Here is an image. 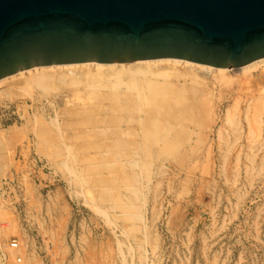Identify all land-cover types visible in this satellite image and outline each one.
Here are the masks:
<instances>
[{"label": "rangeland", "instance_id": "rangeland-1", "mask_svg": "<svg viewBox=\"0 0 264 264\" xmlns=\"http://www.w3.org/2000/svg\"><path fill=\"white\" fill-rule=\"evenodd\" d=\"M249 66L248 75H242L243 67L232 68L224 79L217 67L201 78L185 76L182 65L168 73L175 79L170 84L203 89L209 107L204 122L187 124L189 139L179 151L151 159L149 151L159 149L153 140L95 134L108 128L100 122L104 116L95 99L80 97L111 93L110 82L126 77L94 75L63 88L47 82L41 89L47 95L31 99L30 87L21 82L6 92L0 86V264H18L16 259L19 264H264L263 102L262 115L251 110L261 129L251 141L254 147L246 143L251 127L244 120L237 142L223 154L216 137L218 129L231 128L225 111L237 93L227 92L235 80L243 95L264 96V60ZM245 95L238 101L240 111ZM74 107L80 115L73 114ZM82 108L92 110L82 114ZM39 115L52 130L45 143L36 136ZM118 115L124 119L121 127H132L127 112ZM112 128L115 132L116 125ZM68 171H77L81 180Z\"/></svg>", "mask_w": 264, "mask_h": 264}, {"label": "water", "instance_id": "water-1", "mask_svg": "<svg viewBox=\"0 0 264 264\" xmlns=\"http://www.w3.org/2000/svg\"><path fill=\"white\" fill-rule=\"evenodd\" d=\"M264 57V0H0V79L34 66Z\"/></svg>", "mask_w": 264, "mask_h": 264}, {"label": "bare ground", "instance_id": "bare-ground-1", "mask_svg": "<svg viewBox=\"0 0 264 264\" xmlns=\"http://www.w3.org/2000/svg\"><path fill=\"white\" fill-rule=\"evenodd\" d=\"M259 60H264V57L252 60V61H250V62H248V63H246L240 67H237V68L243 67L242 75L244 74L246 76L250 73L249 72V69H250L249 64H251L255 61H259ZM178 65H180V66L182 65V67H180L179 71H181L185 76L197 74V76L199 75L200 78L202 77L200 75L201 73L203 75L204 74L210 75L209 72L212 71L214 68L211 65L194 63V62H190V61H187L184 59H179V58H157V59H151V60H136V61H132V62H121V63L120 62H108V63L84 62V63H74V64L34 66V67L27 68V69H22V70L14 73V74L3 77L2 79H0V86H4L5 89L4 88L3 89L6 92L7 89H9V90L11 89L9 87L13 83L19 85L20 83H16V82H21L22 83L21 85H25L26 87L27 86L30 87V90H28V92L29 91H31V92H29L30 95L28 97H30V99H31L34 97L36 98L38 95L40 96L42 93L43 94L47 93L46 91L44 92L43 90H41V89H45L44 87L47 85V82H49V85L52 83L53 85H55L58 88H63L66 85H68L71 81H74V82L83 81V79H85L86 77H92L94 75H101L102 77L104 76L107 78H111V77L123 78V77H126V79H124V80L123 79H120V80L115 79L116 81H114L113 84L110 82L109 86L113 85V88H114L112 90V92L110 90L111 93H108V94L100 93V94H98L97 92L89 91V92H83L89 96H82L81 95L80 97H82V98L88 97L91 99H95L97 109L101 110L100 115L104 116V118H102L100 120V122L103 125H106L108 128H106V130L104 132L101 130L100 131H94L95 134H102V133L105 135H109V134L115 135L116 134V135H119V138H124L125 136H132V137L140 138L141 140H145V142L147 140H153V142H155V144L159 145V149L157 150L158 151L157 153H152V151L154 149L152 151H149L147 156H150L148 158L151 159L152 156H154V158H159L162 155H164V156H168L171 154L173 155V154H175V152L179 151V149H181L183 147V144L185 142H187V139H189L188 138L189 136H187V135H190V129H188L187 124L192 123V122L195 123V122L200 121V120H202L204 122L203 119L206 116V114L203 115V111H205L206 108L209 107V106H207V104H209V103H207L205 106L203 104L202 99L205 97V95L203 94V89H201V88L196 89L195 87H197V86L190 88V87H188V85L187 86L183 85L180 82H177L176 84H170L169 80L175 81V79L168 78V75H169L168 73H172V71L177 70ZM217 68H218L217 70H219L218 72H220V75H219L220 78L224 79L227 76V75H225L226 71H228L229 69H232L234 67L230 66V67H217ZM183 74L180 73V75H183ZM207 75H205V76L207 77ZM164 76L167 77L168 80H162V79H164ZM183 77H182V79H183ZM246 78H248V77H246ZM87 79L88 78H86V81H88ZM97 79H99V78H97ZM193 79H190V80H193ZM198 80H199V82L202 83V79H201V81H200V79H197V81H195V82L198 83ZM183 81H186V80H183ZM188 81H189V78H188ZM237 81H239V80H235L233 83L234 88L231 87L227 90V92H233V95L235 94V92H237L233 98V102L231 103L233 105H231V107H229L230 106L229 105L228 106L229 108H227V110L224 109V110H226L225 111L226 119H227L226 121L228 123H230L229 125L231 126V128L229 130H227V129L222 130L220 128L217 131L216 137L219 138V140H221L219 150L222 154L225 153L226 150H230V148H232V146H233V143L240 137L241 125H242L243 120H244V122L246 121V123H249V125L251 127V128H248L247 137L245 138L248 140V141H246V143L248 142V147L252 148L255 146V145H252V143H254V142H251V141L253 140V137H257V135H259V134H256L258 132V130L260 129L259 126H258L259 128H257V124H259V122H257L256 125L253 124L254 123L253 119H252L253 116L251 117V114L253 111L256 112V110H257V112H259L261 110L260 108L262 107V104H264V101H261V100L264 99V96H262L263 94L262 95L260 94L261 95L260 97L255 98V97H253V94L249 95V93H248V95H249L248 96L247 92H246V95L244 94L245 95L244 100L246 102V106L244 108L245 111L243 110L244 111V113H243V111H240L238 108V106H239L238 101H240L241 97L244 96L242 94L243 93L242 90L244 89V87H243V89L240 88L241 87V85H239L240 82H237ZM98 82H99V80H98ZM107 82H109V80ZM255 82H254V84H255ZM100 83H102V82H100ZM100 83H99V85H100ZM262 83L260 82V84H262ZM90 85H87V86H90ZM226 86H224V87H226ZM229 86H230V84H229ZM96 87H97V85H96ZM258 87H261V85ZM34 88L36 89V91H34ZM37 88H39L40 90L38 91ZM107 89H108V87H107ZM4 90H2V92ZM262 90H264V89H262ZM262 90H261V92L263 93ZM32 91H34V92H32ZM250 91H251V89H250ZM250 91L248 90V92H250ZM256 91L258 93L259 89L255 90V92L254 91H252V92L256 93ZM106 92H108V91L106 90ZM13 94H14V91H13ZM77 94H79V93H77ZM24 95H22V96H24ZM46 95L47 94H45V96ZM16 96H17V92H16ZM3 100H4V98H3ZM260 102L261 103L263 102V103L261 104ZM199 103L201 105L202 104L203 105L198 107L197 105ZM255 103H257V104H255ZM110 104H113V105H111L109 107ZM108 107L110 108L111 111H109ZM258 107H260V108L258 109ZM87 108H88V106H87ZM253 108L255 110H253ZM71 109H72V111H75L73 114L80 115L79 110L77 108L74 107ZM91 110L92 109L88 110L86 108H82L81 113L85 114L86 112H89ZM237 110H239V113L237 112ZM251 110H252V112H251ZM262 110H263V108H262ZM123 112H127L128 115L130 116L129 121L132 123V125H131L132 127L123 128L120 126L121 121L124 119L118 118L117 115L119 113H123ZM254 112H253V114H254ZM260 114H261V111H260ZM260 114L258 113V115H260ZM262 114H264V113L262 112ZM109 115H111L110 118H108ZM249 115L251 118L249 117ZM118 116H120V115H118ZM255 117H257V116L255 115ZM249 118L251 119L250 122L248 120ZM257 118H255V119H257ZM208 119H210V118H208ZM35 120H37L36 123H38L37 126L39 129L38 132L36 133V136H38L39 142L45 143L48 140V136L52 135V130L48 128V123L41 116ZM258 120H261V117L258 118ZM84 123H86V122H84ZM86 124H88V123H86ZM113 125H116L115 132H114L113 128H112V131L110 130V128ZM135 125H137V126H135ZM84 126H86V125H84ZM59 127H60V125H59ZM73 127H74V125H73ZM81 128H83V127H81ZM25 129H26V127H25ZM52 129H54V128H52ZM61 129H63V128H61ZM92 130H99V129L93 128ZM86 131H88V130L86 129ZM260 131H261V129H260ZM255 134H256V136H254ZM59 135H60V133H59ZM44 138H46V139L43 140ZM3 141H4V139H3ZM254 141H256V140H254ZM193 143H191V144H193ZM145 146H147V148L151 147V143H149V145H145ZM222 146H224L226 148L224 149ZM43 148H47V146H44ZM127 148H129V147H127ZM196 149H197V147H196ZM198 150H199V148H198ZM204 150H205V148H204ZM200 151H202V150L200 149ZM200 151H199V153H201ZM206 153H208V152H206ZM22 163H24V162H22ZM139 163H140V165H144L146 163V161H144V159H143V160L139 161ZM12 164H14V163L12 162ZM24 166H26V164ZM4 168H3V170H4ZM67 170H69V169H67ZM69 173H74L77 176L75 178L81 180L80 176L77 174V171H74V172L68 171V174ZM24 176H25V174H24ZM23 178H25V177H23ZM19 179H21V178H19ZM18 181H20V180H18ZM22 182H23V180H22ZM91 201L93 202V200H91ZM93 203H95V206H96V202H93ZM0 211L2 212L1 209H0ZM94 211H96V208ZM101 213H103V211ZM103 214H105V213H103ZM0 215H1V213H0ZM49 215H50V213H49ZM6 218L8 219L9 217L6 216ZM2 242H3V247H4V240L3 239L0 240V246L2 245ZM6 247H7V245L5 246V248ZM13 250L14 249L8 248L6 250V253L8 252L10 257H13L14 259H16V257H14L15 251H13ZM16 262L19 264L22 261L19 262L16 259Z\"/></svg>", "mask_w": 264, "mask_h": 264}]
</instances>
